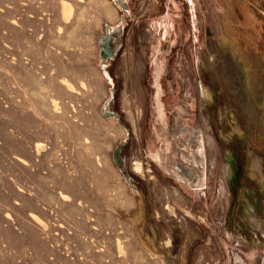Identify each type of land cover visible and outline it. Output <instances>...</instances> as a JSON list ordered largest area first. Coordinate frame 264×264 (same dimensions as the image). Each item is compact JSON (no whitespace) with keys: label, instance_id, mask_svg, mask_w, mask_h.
I'll return each mask as SVG.
<instances>
[{"label":"rangeland","instance_id":"rangeland-1","mask_svg":"<svg viewBox=\"0 0 264 264\" xmlns=\"http://www.w3.org/2000/svg\"><path fill=\"white\" fill-rule=\"evenodd\" d=\"M76 2L0 0V264H264L225 228L229 180L264 177V0Z\"/></svg>","mask_w":264,"mask_h":264},{"label":"crops","instance_id":"crops-1","mask_svg":"<svg viewBox=\"0 0 264 264\" xmlns=\"http://www.w3.org/2000/svg\"><path fill=\"white\" fill-rule=\"evenodd\" d=\"M250 16L252 17L251 14ZM250 33V40L241 41L245 46L251 40L254 41V33ZM261 119L264 120V117ZM255 166L253 160L247 166L246 170L250 172L247 173L246 180H229L225 228L247 249L264 254V177L255 175Z\"/></svg>","mask_w":264,"mask_h":264},{"label":"bare ground","instance_id":"bare-ground-1","mask_svg":"<svg viewBox=\"0 0 264 264\" xmlns=\"http://www.w3.org/2000/svg\"><path fill=\"white\" fill-rule=\"evenodd\" d=\"M74 7L78 8V5L79 3L76 2V0H71ZM60 19L58 21V24L56 26V34H57V38L56 40L59 42V45L60 47L63 49V51H73L72 49H68V47L70 48V44L72 42L71 39H69V34H70V31H69V26L71 25V23L73 24L77 19L79 18H83V15L81 14V12L78 11L77 9V12L76 13H73V7L68 4V3H62V7H61V12H60ZM85 19V18H84ZM78 21V20H77ZM81 22V20H80ZM77 23V22H75ZM74 23V24H75ZM79 23V22H78ZM84 23V22H83ZM81 24V23H80ZM79 24V25H80ZM78 27V26H77ZM76 27V28H77ZM79 28V27H78ZM75 29V27H74ZM76 30V29H75ZM72 31V30H71ZM74 33V32H73ZM78 40V39H77ZM72 56V55H71ZM37 73V72H36ZM40 74V73H39ZM51 79V78H50ZM59 82H60V85L64 86L65 88H68V82L65 78H58L57 79ZM71 93V92H70ZM38 96L39 95H42L41 93H38L37 94ZM36 95V96H37ZM44 96V95H43ZM59 104H57L55 101H52V104H44L43 106L45 107H48V109H50L51 113H55L58 112L56 111L57 107H58ZM42 106V108H43ZM63 107V106H62ZM62 109V108H61ZM56 111V112H55ZM62 111V110H61ZM64 113V112H63ZM61 116L57 117V116H54L55 119L56 118H61V119H65L67 118V114L64 113ZM71 119V118H70ZM75 126V125H74ZM48 147L47 144L45 143H36L35 144V153L37 155V158H42L45 156L47 158H50L53 162L54 159H56V157L58 156L57 155V152L55 150H51L49 151L48 150ZM51 148V147H50ZM201 172L202 175H199V174H194L196 175L195 178H198L199 180H183L184 182H186L189 186L191 187H200L202 186L203 184V181H204V172L202 171H199V173ZM177 178V176H175ZM194 178V177H193ZM178 179V178H177ZM196 182H198L200 185H196ZM69 197V196H68ZM66 200V199H64ZM80 206V205H79ZM72 207V206H71ZM74 207V206H73ZM36 223V222H35ZM44 226V225H43ZM117 249L119 251V254L121 255L123 253V247L122 245L120 244V242L117 241ZM105 253V252H104Z\"/></svg>","mask_w":264,"mask_h":264},{"label":"flooded vegetation","instance_id":"flooded-vegetation-1","mask_svg":"<svg viewBox=\"0 0 264 264\" xmlns=\"http://www.w3.org/2000/svg\"><path fill=\"white\" fill-rule=\"evenodd\" d=\"M168 132L164 131V137L166 138ZM178 134H174V136H177ZM195 148L197 150V157L196 159H194V157H190V162L192 164V166L194 167V169H187L185 167H183L182 165H175L171 168V172L177 176V178L179 180H199L198 178H195L196 175L194 174H199L202 175L201 172L199 173V171L204 172V155H203V151H202V145L200 142V139H197V144L195 145ZM181 155L183 157H185V155L181 152ZM194 177V178H193ZM196 185H200L198 182H196Z\"/></svg>","mask_w":264,"mask_h":264}]
</instances>
